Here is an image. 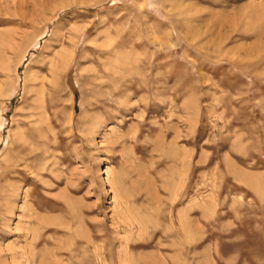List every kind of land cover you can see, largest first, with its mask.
<instances>
[{"label":"rangeland","instance_id":"rangeland-1","mask_svg":"<svg viewBox=\"0 0 264 264\" xmlns=\"http://www.w3.org/2000/svg\"><path fill=\"white\" fill-rule=\"evenodd\" d=\"M0 264H264V0H0Z\"/></svg>","mask_w":264,"mask_h":264},{"label":"bare ground","instance_id":"bare-ground-1","mask_svg":"<svg viewBox=\"0 0 264 264\" xmlns=\"http://www.w3.org/2000/svg\"><path fill=\"white\" fill-rule=\"evenodd\" d=\"M54 18H55V10L52 9V11L49 13V15L45 18L46 28L48 27L49 22L51 20H53ZM58 26L59 25L56 26V29L58 28ZM62 27H63V25H62ZM56 29H55V32L53 34L54 42L48 43L49 48L51 49L52 55L50 56L49 60L47 61V65H46V67L48 69L47 70V76L45 75L46 77H44V79H43L44 81L42 80V84H41L43 88L46 87L47 84L50 86L55 85L57 82L56 81L57 78H58V80H61V77L63 78L62 74H63L64 70L67 68L69 60L72 59L71 56L74 53V48L77 47V45L80 42V39L82 38V36L87 31V28H85L83 26H79V25L75 26L74 28H70V26H69L67 31H64V29H62V28H61V31H56ZM57 30H59V29H57ZM106 39H108V38H106ZM51 40L52 39H50V41ZM120 46H121L120 44L119 45L115 44L113 48L115 49V48L120 47ZM57 47H60V48L57 49ZM116 53H118V51ZM124 62H126V59L124 60ZM105 65H107V64H105ZM113 67H115V66H113ZM41 93H42V95H44V92H41Z\"/></svg>","mask_w":264,"mask_h":264}]
</instances>
